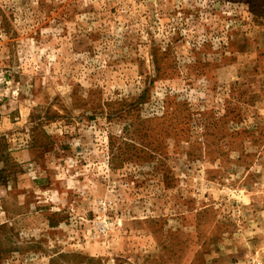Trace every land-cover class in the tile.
Here are the masks:
<instances>
[{
  "label": "rangeland",
  "instance_id": "374dc122",
  "mask_svg": "<svg viewBox=\"0 0 264 264\" xmlns=\"http://www.w3.org/2000/svg\"><path fill=\"white\" fill-rule=\"evenodd\" d=\"M0 264H264V0H0Z\"/></svg>",
  "mask_w": 264,
  "mask_h": 264
}]
</instances>
